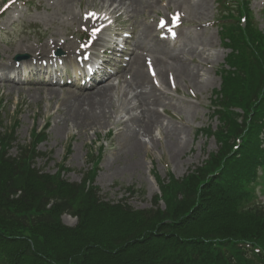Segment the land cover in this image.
Returning <instances> with one entry per match:
<instances>
[{"label": "rangeland", "instance_id": "374dc122", "mask_svg": "<svg viewBox=\"0 0 264 264\" xmlns=\"http://www.w3.org/2000/svg\"><path fill=\"white\" fill-rule=\"evenodd\" d=\"M39 0H33V5L28 7L27 12L13 26H6L0 32V58L7 59L9 50H14L16 45H31L34 50L28 51L29 57L35 53V46L43 40L50 42V33L55 34L54 38L61 41L63 35L75 31L71 21H67V9L61 12L53 0H41V7L38 6ZM189 3L207 2L205 16L202 19H194L201 22L215 20L217 17L215 0H186ZM76 0L70 3V10L75 12L79 9ZM60 3V0H59ZM88 5L93 4L91 0H85ZM44 4L50 6L48 12ZM167 1L158 4L156 10H166ZM86 6V5H85ZM250 9L255 22L261 29H264V0H251ZM175 8V7H173ZM58 11V12H56ZM186 20L192 19L188 9L184 6ZM58 13V14H54ZM152 12L144 15L131 17L136 27L135 39L138 40L141 28L148 25ZM202 30V31H201ZM194 31L184 29L183 32L188 38L195 40L198 35H210L211 43L200 45L196 48V60L192 67L198 68L199 80L207 82L205 90L196 87H188L181 80L176 81L177 90L167 93L162 98L165 99V112H159L160 122L152 128L151 136L139 135V139L145 144V150L139 153L140 165L136 170L128 169L129 159L126 156L125 137L127 127L131 125L130 119L139 115L140 109L138 102L134 100V91L128 87L127 83L116 86L112 92L114 111L109 112L107 122L100 127L74 128L72 123L68 125L60 123V132L55 131L54 121L59 118L56 110L62 108L63 95L58 93L49 98L48 95L41 94L35 89V85L17 83L20 91H8L6 82H0V105L2 114L8 123L10 116L16 118L18 124L16 128V142L10 149V154L15 155L20 144L29 142V132L34 127L41 128L49 122L46 130V139L38 145V150L44 153L36 160V166L45 172L54 173L59 163L69 170L63 174L64 178L70 181H80L82 172L87 169L86 146L94 144L98 147L103 143L104 149L98 165V173L95 177V184L100 188V194L105 200L118 201L123 198L134 208H149L152 205V196L158 193L157 185L153 179L152 172L156 171L160 177L165 178L169 173L176 177H181L189 169L198 165L206 158L209 151L216 149L213 138H206L203 135H195L198 126L208 123L214 127L215 119H210L209 103L213 89L219 85L217 73L218 66L223 62L226 51L223 50L218 37L215 25H206L205 29ZM53 38V37H52ZM186 39V38H184ZM73 40V39H72ZM23 54V53H21ZM189 63V56L186 54ZM145 70V68H144ZM166 81V76H165ZM192 90L196 98L189 94ZM196 99V100H194ZM19 103V104H18ZM190 106L194 109L191 110ZM50 112V117L46 119V114ZM61 112V111H60ZM59 112V113H60ZM176 126L182 130L177 141L183 146V150H175V157L170 152L169 128ZM109 130L111 132L108 134ZM110 137V139H109ZM108 138L109 141H105ZM100 140V142H99ZM65 159V160H64ZM129 188L135 192L130 193ZM260 200L264 202V194L260 195ZM65 223L73 225L75 219L63 216Z\"/></svg>", "mask_w": 264, "mask_h": 264}, {"label": "trees", "instance_id": "16d2710c", "mask_svg": "<svg viewBox=\"0 0 264 264\" xmlns=\"http://www.w3.org/2000/svg\"><path fill=\"white\" fill-rule=\"evenodd\" d=\"M247 36L245 40L248 39ZM251 39L252 42L256 41L258 45L260 44V55L250 63L249 70H264V37L253 36ZM244 84L241 83L232 90V101L239 105H243L248 99ZM27 151L23 148L19 159L24 160L28 157L26 154L30 151L28 153ZM222 156L214 157L209 167L199 170L198 175H192L184 182L171 179L165 187L163 185L161 188L162 198L166 203L165 210L156 208L135 213L126 212L120 207L97 204L92 190L85 191L84 184L65 185L53 179L37 176L24 161L13 164L14 161L8 162L4 156L5 160L0 156V164L6 167L0 168V178L8 175L6 184L10 181V176L17 179L20 178V174H25L28 179L38 178L45 184L42 188V182L38 180L22 181L20 184L17 182L16 188H20L23 192L19 200L3 202L0 198V221L5 222L0 230V264H140L145 260L151 261L154 255L140 245V235L154 222L162 219L178 220L187 215L197 204V202L191 204L192 200L189 202V196L197 195L199 184L205 180L208 173L218 167ZM239 172L240 175H246L245 168H241ZM214 182L216 183L214 187L205 184L204 190L211 191L209 193L213 197L222 199L230 205L225 208L221 218L217 219L216 226L220 228V231H228L232 239L246 240L256 245L260 253L255 258L264 264V209L243 207L240 199L235 196L234 189L223 182L221 175L217 176ZM53 188H56L60 195H64L55 196L51 211L45 209V205L50 201L47 197L41 200L38 207L32 208L34 199L43 194V189L53 191ZM15 193L16 190L12 194ZM179 195L182 196V200L178 199ZM83 201L84 205L95 204L94 214L79 222V226L73 232L59 229L61 226L55 224V214L52 212L55 207L72 205L74 202L79 205ZM203 202L204 200L199 202L195 208L196 211ZM18 223L28 235L39 237L43 241L32 240L36 245L34 248L29 242L25 243L24 253H22L19 246L20 240L13 238L19 236ZM43 226H51V228L44 231ZM194 230L186 232L187 236L194 232L193 237L206 236L205 229ZM233 252L234 250H231L229 254L238 256L242 264H252V261L242 257L241 252L237 254ZM193 254L194 258L190 262L175 263L172 253L165 251V264H212L215 262L213 251L201 249L197 254Z\"/></svg>", "mask_w": 264, "mask_h": 264}, {"label": "bare ground", "instance_id": "6f19581e", "mask_svg": "<svg viewBox=\"0 0 264 264\" xmlns=\"http://www.w3.org/2000/svg\"><path fill=\"white\" fill-rule=\"evenodd\" d=\"M73 0H60V6H67ZM129 3L134 6L135 9L145 10V8L152 7V2L154 0H128ZM172 1V0H170ZM177 2V1H176ZM181 4H186L189 10L197 17H201L205 14L206 4L200 2V4L191 5L187 4L184 1H181ZM69 15H72V11L68 9L67 12ZM58 14V13H54ZM143 35L147 33V30L142 31ZM50 36L54 34L50 33ZM161 43V42H160ZM160 43L156 44L152 48H150V52L153 54L154 64L157 66L158 74L163 75L166 69L172 71L173 75L176 79L187 80L190 84H193L198 89L205 88V83L198 81V70L195 67H192L186 62V59L180 57L178 54L169 53L165 51ZM200 44L206 45L204 41H201ZM43 47H47L48 44H42ZM28 50H31V46H27ZM190 54H196L195 48L189 49ZM138 56L135 54L133 57V73H132V84L136 88H142L148 84V77L144 74L142 70V66L139 63ZM9 69L8 66H5L4 70ZM10 81H14L13 79L8 78ZM150 86V85H149ZM150 92H155V89L150 86ZM49 95H55V89L52 86L45 87L44 89L39 88V91H45ZM111 86L109 84H102L98 86L92 87L91 90L83 92L82 94H76L72 91L68 92V97L72 98V102L68 104V99L62 102L63 105L67 106L65 110L60 115V121L62 124H66L71 122L73 126L77 128H92V127H100L106 123V118L108 113L112 108V100L110 98ZM137 98L142 104L148 102L155 104L159 103L158 98H153L150 101L146 98V94L144 92H138L136 94ZM145 106V105H144ZM133 128L129 129L128 136L126 140L129 142V150L126 153L128 161V169L136 170L140 165L139 161V153L143 150L144 146L140 143L137 135L139 132L146 134L147 136H151L153 126L160 121L159 115L154 110L150 109V106H146L143 108V113L141 117L133 118L130 120ZM58 127L55 131L60 132V123L56 124ZM137 128V132L135 131ZM182 130L173 126L169 128L168 134L170 135V152L175 157V150L182 151L183 146L177 141V137L180 136Z\"/></svg>", "mask_w": 264, "mask_h": 264}]
</instances>
